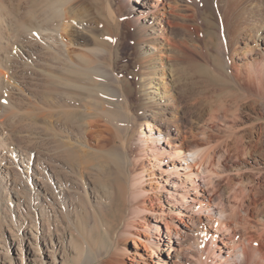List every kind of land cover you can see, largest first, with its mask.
I'll list each match as a JSON object with an SVG mask.
<instances>
[{"label": "bare ground", "instance_id": "1", "mask_svg": "<svg viewBox=\"0 0 264 264\" xmlns=\"http://www.w3.org/2000/svg\"><path fill=\"white\" fill-rule=\"evenodd\" d=\"M28 1L31 2V0ZM115 1L107 0L103 17L105 22L111 21L116 24L119 23L118 17H121L126 25L132 27L131 34L135 47L141 53L138 56L139 69L136 73L139 77L137 91L141 96L138 98V103L132 100L134 91L131 82L121 78V72L118 71L115 64L113 65L115 60L112 57V45L103 38L104 36L101 37L102 34L100 36V28L89 26L83 19H80V22L73 21L76 19L73 17L74 13L82 4L80 0H52L48 9L50 17L46 18L45 22H42V19L39 20L40 23L34 30L28 27L27 22V17L33 12L30 7L26 8L24 4L25 25L22 24V26L24 25L27 29L22 33L19 32L18 37L14 35V38L11 37L16 53L13 50L1 51L4 65L10 68L15 79L16 85L14 83V85L11 83L7 85L10 96L17 99L23 94L24 88L29 87L26 85L28 83L26 80L30 81L31 79L28 78V75H31L30 72L33 71L32 75H34V79L36 78L40 96L44 99L48 96L47 93L57 95L54 97L57 102L55 104L52 102L54 105L51 111H48L50 107L46 104L38 109L39 119L43 120L50 116L52 120L66 122L73 114L81 112L87 117L83 122L88 123L89 126L101 124V119L111 125L110 128L106 124L110 130V136L105 137L106 139L101 138L104 140L98 143L99 147H96L95 150L80 146L78 139L74 141L73 137H60L56 146L57 150L65 154L66 159H70L67 160L71 164L75 163L69 165L73 172L76 168L95 170L96 180L94 179L93 186L97 187V196H94L96 201L92 202L90 210L88 209V212L86 210L85 215L80 216L84 225L85 220L93 219L95 228L102 234L104 241L106 238L113 237L116 231L120 241L126 240L128 237H133L135 240L145 232L147 241L151 243V248L160 250V243L154 241L152 237L156 234L161 235L162 227L158 224L155 209L146 205V199L150 198L148 195L150 189L145 187L149 181L146 176H151L146 160L152 167L151 158H154L158 165H160V161L167 162L165 166L168 168L164 170V173L167 176V181L171 182L167 196L171 201L185 205V209L190 212L187 215L188 221L186 218L184 219L185 213L177 212L178 215L183 216L181 220L186 225V229L175 228L173 219L171 222H165L167 229L164 234H167L169 254L171 250L178 251L177 246L182 247L184 238L189 232L196 231L198 235L197 244L194 245L196 254L190 253L191 257L196 259L188 262V254L185 257V264H264V251L260 244L264 232L259 235L260 238L249 234L253 220L249 219L252 217H249L251 212H248L251 205L249 204L250 207L247 208L246 203L243 202L244 204H237L232 209H228L229 205L226 206L224 202L214 198L215 183L213 179L218 172L211 166L215 162L216 150L213 147L217 145L211 146V139L204 136L206 129L203 125H199L201 130L198 129V131L189 123L188 118L182 112L177 94L170 89L166 65L171 59L173 51L180 45L178 46L177 41L173 39L174 26L166 19L177 15L180 6L175 0ZM204 1L211 4L212 0ZM224 3V14L227 20L225 28H227V37L230 42L227 44L226 41H222L219 52L227 58L229 65L233 64L236 68L245 67L248 77L261 84L264 81V0H224ZM200 4L197 5L200 7ZM240 39L244 41L241 42ZM229 46L232 48L231 51L228 50ZM175 59L178 60L177 56ZM170 64L172 65V62ZM30 68L31 71L28 70ZM162 82L166 84L165 93L161 97L163 99L158 100L156 97L148 96L147 91L151 87H162ZM0 87H2L1 84ZM155 94L157 93L155 92ZM70 96L72 98L79 97L83 107L71 104ZM13 99L12 101H14ZM60 100L62 103H58V101L61 102ZM121 132L124 134L120 140L119 133ZM117 140L121 141V145ZM3 146L5 147V144L0 140L2 155L5 154ZM5 148L15 154L12 158L24 166L29 173L32 168L31 156L24 157L23 153L25 152L22 153L20 147ZM4 167L12 169L9 164ZM0 169L2 171V168ZM58 171L55 172L58 174ZM2 174L8 176V170L6 173L2 171ZM70 175L72 174L70 173ZM4 176L2 180L8 184L9 179L6 180ZM58 177L56 178L62 186L63 182L64 184L66 182L74 183L73 178L70 180L67 176L65 178L62 175ZM38 180L43 186L48 184L43 178H38ZM151 189L156 190L157 187ZM62 190V187L59 190L57 188L52 193L45 189L44 194L47 191L54 196L55 192L61 200L57 205L51 206L52 213L56 214L62 209H67L68 201ZM69 192H71V196H74L72 191ZM38 193L39 195L35 196L32 194L33 198L36 197V202L41 196V192ZM124 198L136 202L132 207V214L135 216L145 213L151 215V220L138 216L142 230L130 220L122 223L123 219L120 218V213ZM159 198L157 195L151 196L152 202L160 200ZM35 201L33 205H35ZM17 208L19 209V206ZM19 219H14L16 229L23 232L24 235L20 238L17 233L13 240L19 241L18 249L24 252L23 243L27 238L25 231L31 222L27 223L26 218L20 214ZM32 227L35 228L37 234L41 231L39 237L32 234L31 237L35 240L40 239L46 233L42 225ZM79 235L84 240L83 245L89 247L90 242L86 234L81 230ZM142 244L148 250L147 242L143 241ZM9 245H12V242L9 241ZM120 250L125 254L124 245L120 246ZM34 252L36 253V248ZM137 252L138 250L135 253ZM197 255L199 257H196ZM90 257L86 256L84 262H80V264H91L93 259ZM1 258L0 264H6ZM131 258L136 262L135 264L147 263L143 253L140 254V260H136L135 255ZM116 264L126 263L118 259Z\"/></svg>", "mask_w": 264, "mask_h": 264}, {"label": "rangeland", "instance_id": "2", "mask_svg": "<svg viewBox=\"0 0 264 264\" xmlns=\"http://www.w3.org/2000/svg\"><path fill=\"white\" fill-rule=\"evenodd\" d=\"M80 1L82 4L74 13L73 17L76 19L73 21L80 22V19H83L89 26L100 28V36L102 34L101 37L104 36L103 38L112 45V57L115 60L113 65L115 64V67L121 72V78L131 82L134 91L132 100L138 103V98L141 96L137 91L139 77L136 73L139 69L138 56L141 53L135 47L131 34L132 27L126 25L121 17H118V24L111 21L105 22L103 15L107 0ZM51 2L52 0H31V2L28 0H0V84L2 85L0 87V140L5 144V147H20L21 152H25L23 153L24 157L31 156L32 166L30 172L27 173L24 166L12 158L15 154L3 146L5 154L2 155L3 152H0V168L4 173L8 170V176H4L0 169V253H3L0 254L1 259L6 264H80V262H84L86 256H91L90 258L93 259L91 264H116L118 259L123 260L126 264H135L136 262L131 257L135 255L136 260H140V254L143 253L147 263L140 262L141 264H185V257L188 254V262L195 261L196 258H192L190 253L196 254L194 249L198 240L196 231L189 232L185 236L184 246H177L179 252L171 250L169 254L170 247L167 245L169 242L167 234H164L167 229L165 222H171L173 219L175 228L186 229V225L181 220L183 216L178 215L177 212L185 213L184 219L186 218L187 221V215L190 212L185 209V205L180 202H173L167 196V190L171 184L170 181H167V176L164 173V170L168 168L165 166L167 162L160 161V165H158L155 159L151 158V167L146 160V164L150 168L148 172L151 173V176H146L149 181L145 187L150 189L148 193L150 198L146 199V205L155 209L158 224L162 227V234L159 236L156 234L152 237L154 241L160 243V250L151 248V243L147 241V233L145 232L135 240L133 237H128V239L120 241L116 231L113 234L114 238H106L104 241L102 234L97 232L93 219L85 220L84 225L80 216L85 215L92 202L96 201L94 196H97V187L93 186L95 170L76 168L73 172L69 165L75 163L71 164L68 161L70 159L67 158V160L65 154L57 150L56 146L60 137H73L74 141L78 139L80 146L83 145L89 150H95L96 147H99L98 143L104 140L101 138L110 136L106 121L101 119V124L89 126L88 123L83 122L87 117L81 112L73 114L66 122L52 120L50 116L43 120L39 119L38 109L46 104L50 107L47 110L51 111L52 106L57 102V99L54 98L57 95L47 93L49 97L46 96L47 98L44 99L40 96L37 81L36 78H33L31 68L28 70L31 71L32 76L27 74L28 78L31 79L30 81L26 80L28 82L26 85L30 88H24L23 94L17 99L10 96L7 85L9 83L15 84V79L10 68L4 65V57L1 51L13 50L15 52L11 37H18L22 31L27 29L24 27L23 9L25 6L26 8L27 6L30 7L34 14L27 17L28 27L34 30L40 23L39 20L42 19V22H45L46 18L50 17L48 9ZM175 2L180 6L177 15L166 17V20L175 29L173 39L177 41L178 46L180 45L173 51L176 54H171L172 65L170 60L166 65L170 89L177 94L182 112L188 118L189 123L195 129L197 128L196 130L203 125L206 129L204 136L211 139V146H218L213 147L216 150L215 162L211 166L213 170L218 172L213 179L215 183L214 198L224 202L226 206L229 205L227 206L230 207L228 209H232L241 203H246L247 208L251 205L248 208V212L251 213L248 214L249 217H252L249 219L253 220L249 234L255 238H260L259 235L264 232V81L259 84L251 80L245 67L236 68L233 64L229 65L227 58L219 52L222 41H226L227 44L230 42L227 37V28H225L227 20L224 14V0H214V2L212 0L211 4L204 0H196L195 2L193 0H180L179 2L175 0ZM197 4H200V7ZM22 24L24 25L22 26ZM240 41L243 42L244 40L240 39ZM231 49L229 46L228 50L231 51ZM175 56H177V61ZM178 56L180 57L178 58ZM161 86L151 87L147 91L148 96L156 97L158 100L163 99L161 97L165 93L166 84L162 82ZM70 100L71 104L83 107L79 97H71ZM60 101L58 103H62V100ZM16 115L17 117H15ZM109 127L111 128V125ZM123 134V132L119 133L120 140ZM120 140L117 141L121 145ZM8 164L12 166L11 170L4 167ZM55 171H58V174ZM2 175L6 180L9 179L8 184L2 180ZM59 175L65 178L67 176L70 180L73 178L74 183L66 182L64 184L63 182L62 186L56 178ZM38 178H43L48 184L43 186ZM59 187L63 188L62 192L64 196L66 195L68 206L66 210L59 207L62 210L55 214V212L52 213L51 206L57 205L61 201L60 198L56 196L55 192L54 196L47 191L46 194L44 193L45 189L53 193L55 189L58 188L59 190ZM152 187H157V189L153 190ZM39 191L41 196L36 202V197H33L36 194L39 195ZM69 191H72L74 196H71ZM156 195L160 197V200L157 199L152 202L151 196ZM34 201L35 205H33ZM123 203L120 213V218L123 219L122 223L130 220L141 229L140 217L138 216L151 220L152 217L148 213L138 216L132 214V207L136 202L124 198ZM15 204L18 205L15 206ZM19 214L26 218L27 223L31 222L29 223V230L25 231L27 238L23 243L24 252L18 249L19 241L13 240L17 233L20 238L24 235L23 232L16 229L14 219L20 220ZM34 225H42V228L45 229L46 233L41 237L42 239L37 238L35 240L31 237L33 233L38 237L41 235V231L37 234L35 228L32 227ZM81 230L90 242L89 247L83 245L84 240L79 235ZM262 240L260 244H262L261 247L264 251V233ZM9 241L12 242V245H9ZM143 241L147 242L148 250L142 244ZM122 245L125 246V254L120 250ZM35 248L36 253L34 252ZM136 250H138L137 253H135Z\"/></svg>", "mask_w": 264, "mask_h": 264}]
</instances>
